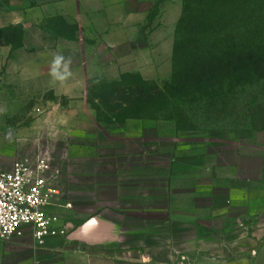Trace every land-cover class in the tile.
<instances>
[{
    "label": "rangeland",
    "instance_id": "374dc122",
    "mask_svg": "<svg viewBox=\"0 0 264 264\" xmlns=\"http://www.w3.org/2000/svg\"><path fill=\"white\" fill-rule=\"evenodd\" d=\"M128 6L147 8L138 45L149 44L155 53L150 67L145 53L139 54L148 73L142 77L150 84L163 86L171 80L179 41L180 71L193 64L195 52L201 59L220 56L218 61L230 53L247 55L243 63L248 71L223 69L209 79L208 88L203 85L190 95L172 92L156 108L149 104L139 110L138 118H127L130 106L121 109L118 101H107L103 94V82L111 81L109 70L108 77L70 84L76 86L71 97L58 93L63 86L46 80L42 90L35 85L30 89L18 73L20 62L37 59L48 66L60 51L72 56V74V65L79 62L76 72L84 77V0H0V169L49 152L54 167L61 170L59 186L67 201L63 179L70 142L77 141L79 152L93 146L96 155L113 156L112 167L118 170L121 150L132 138L139 150L134 154L140 163L134 169L141 181L150 175L157 189L168 188L178 208L203 207L204 216L220 221L229 216L232 238L249 231L259 236L264 232V0H221L205 13L193 0L182 25L185 0H130ZM112 17L121 22L117 8L105 14L109 28ZM122 27L126 36L130 30L136 36L135 26L126 20ZM58 222L55 227L63 228ZM218 231L219 236L226 234L224 228ZM23 233L24 245L0 242V264H37L32 227L16 235ZM235 247L245 245L238 242Z\"/></svg>",
    "mask_w": 264,
    "mask_h": 264
},
{
    "label": "crops",
    "instance_id": "0c3cea01",
    "mask_svg": "<svg viewBox=\"0 0 264 264\" xmlns=\"http://www.w3.org/2000/svg\"><path fill=\"white\" fill-rule=\"evenodd\" d=\"M128 1L84 0L87 17L84 77L76 72L80 63L73 64L75 72L59 94L71 97L76 86L70 84H83L92 77H108V70L111 81H118L127 73L148 76L139 61V54L143 51L147 64L151 60L153 66L155 53L149 44L138 45L139 26L147 20V8L129 7ZM116 8L121 13V22L117 24L112 17L109 28L105 14ZM124 20L135 26V37L132 30L126 36L122 27ZM171 49L168 48L169 59ZM19 68L18 73L30 89L35 85L37 90H42L41 84L45 80L54 83L49 75L50 65L37 59L24 60ZM91 127L97 132L95 125ZM125 143L119 163L121 170L112 167L113 156H101V153L98 156L93 146L91 149L86 146L79 152L77 141L69 143L72 152L68 154L63 179L68 199L62 198L59 205L47 208L49 214H58L57 224L67 227V233L57 232L47 238L44 246H36L37 264H264V232L257 236L249 231L232 238L229 216L220 221L204 216L203 207H176L168 188L157 189L150 175L145 177L146 181L140 180V173L134 169V164L140 163L139 155L134 154L139 150L132 138L126 139ZM106 144L108 147L111 143ZM133 155L137 157L135 161ZM126 169L130 172H124ZM66 202L72 207L65 206ZM223 228L224 237L218 234ZM28 229L24 227L23 231ZM26 238L23 233L6 242L24 245ZM238 242L245 247H235Z\"/></svg>",
    "mask_w": 264,
    "mask_h": 264
},
{
    "label": "built area",
    "instance_id": "2783aa9c",
    "mask_svg": "<svg viewBox=\"0 0 264 264\" xmlns=\"http://www.w3.org/2000/svg\"><path fill=\"white\" fill-rule=\"evenodd\" d=\"M60 177L61 170L54 167L49 152L20 158L11 169H0V242L9 241L29 226L39 247L55 233H67V227H55L59 217L47 212L63 197Z\"/></svg>",
    "mask_w": 264,
    "mask_h": 264
},
{
    "label": "trees",
    "instance_id": "16d2710c",
    "mask_svg": "<svg viewBox=\"0 0 264 264\" xmlns=\"http://www.w3.org/2000/svg\"><path fill=\"white\" fill-rule=\"evenodd\" d=\"M203 9V13L206 10L209 12L214 10L221 0H196ZM193 0H185V16L181 20V25L186 21V9ZM182 42H178L175 46V68L174 73L170 81L164 83L163 86L158 83L150 84L146 81L141 74L127 73L124 74L118 81H106L103 82V94L107 95V101L115 99L119 102V108L123 109L124 106H130L131 109L127 118H138L139 110H142L146 106L151 104L156 108L159 102L167 101V98L171 93H179L190 95L192 93L200 92L203 85L208 88L209 79L219 74L223 69H230L232 72L237 73L239 71H248V66L244 63V60H248L247 55H243L242 58L238 57L237 53H230L225 56L222 61H218L216 58L220 56H205L201 59V54L198 52L193 53V59L191 65L180 71L178 65L180 64L179 56ZM236 52V51H233ZM257 65H262L256 63ZM133 79L134 81H130ZM145 106V107H144Z\"/></svg>",
    "mask_w": 264,
    "mask_h": 264
},
{
    "label": "clouds",
    "instance_id": "9594fccd",
    "mask_svg": "<svg viewBox=\"0 0 264 264\" xmlns=\"http://www.w3.org/2000/svg\"><path fill=\"white\" fill-rule=\"evenodd\" d=\"M72 56H65L60 51L53 55L50 64L49 75L54 83L63 86L72 76L71 72Z\"/></svg>",
    "mask_w": 264,
    "mask_h": 264
}]
</instances>
